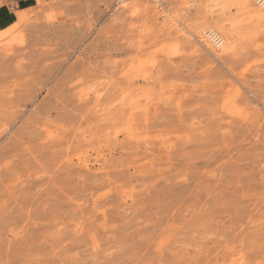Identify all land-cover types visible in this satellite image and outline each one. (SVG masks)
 Here are the masks:
<instances>
[{
    "label": "rangeland",
    "instance_id": "374dc122",
    "mask_svg": "<svg viewBox=\"0 0 264 264\" xmlns=\"http://www.w3.org/2000/svg\"><path fill=\"white\" fill-rule=\"evenodd\" d=\"M15 16L0 264H264V0H37Z\"/></svg>",
    "mask_w": 264,
    "mask_h": 264
},
{
    "label": "crops",
    "instance_id": "0c3cea01",
    "mask_svg": "<svg viewBox=\"0 0 264 264\" xmlns=\"http://www.w3.org/2000/svg\"><path fill=\"white\" fill-rule=\"evenodd\" d=\"M37 0H0V27H6L16 20L15 13L36 5Z\"/></svg>",
    "mask_w": 264,
    "mask_h": 264
},
{
    "label": "bare ground",
    "instance_id": "6f19581e",
    "mask_svg": "<svg viewBox=\"0 0 264 264\" xmlns=\"http://www.w3.org/2000/svg\"><path fill=\"white\" fill-rule=\"evenodd\" d=\"M211 38H212V39H213L215 42L217 41V39H215L216 37H214V38H213V37H211Z\"/></svg>",
    "mask_w": 264,
    "mask_h": 264
},
{
    "label": "built area",
    "instance_id": "2783aa9c",
    "mask_svg": "<svg viewBox=\"0 0 264 264\" xmlns=\"http://www.w3.org/2000/svg\"><path fill=\"white\" fill-rule=\"evenodd\" d=\"M212 37H215V35H212Z\"/></svg>",
    "mask_w": 264,
    "mask_h": 264
}]
</instances>
